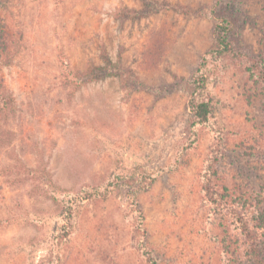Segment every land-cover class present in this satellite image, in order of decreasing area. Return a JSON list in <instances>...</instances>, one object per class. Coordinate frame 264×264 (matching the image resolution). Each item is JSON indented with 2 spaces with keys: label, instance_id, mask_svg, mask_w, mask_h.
I'll use <instances>...</instances> for the list:
<instances>
[{
  "label": "rangeland",
  "instance_id": "1",
  "mask_svg": "<svg viewBox=\"0 0 264 264\" xmlns=\"http://www.w3.org/2000/svg\"><path fill=\"white\" fill-rule=\"evenodd\" d=\"M263 69L264 0H0V264H255Z\"/></svg>",
  "mask_w": 264,
  "mask_h": 264
},
{
  "label": "trees",
  "instance_id": "2",
  "mask_svg": "<svg viewBox=\"0 0 264 264\" xmlns=\"http://www.w3.org/2000/svg\"><path fill=\"white\" fill-rule=\"evenodd\" d=\"M216 11V10H215ZM229 16H222L215 22L214 26V42L212 47L206 53V55L202 58V62L199 64V67L196 70L194 77L192 78L190 85V99L189 106L193 112V119L195 122L203 123L207 121L213 111V104L210 99L202 97V90H204L207 86V74L203 71V67L207 65L208 56L219 57L227 54L229 52H233V43H232V25L233 21H231ZM252 65H255L259 69V62L254 61ZM264 74V69L262 71ZM220 160V155L215 153L211 157V162L209 163L208 169L214 166V163ZM206 171V175H208L207 181L204 184V190L206 193V197L209 199H215V194L213 192L212 184H211V175L208 174L209 171ZM154 179V178H153ZM143 181H140L142 184ZM139 189H142V185H139ZM238 217L237 222L240 224L243 235L248 240V249L249 254L255 264H264V256L260 245L259 233L254 230V227L250 225V220L246 218L240 209L237 211ZM263 214V213H262ZM151 258L152 254L148 253ZM153 257V256H152Z\"/></svg>",
  "mask_w": 264,
  "mask_h": 264
}]
</instances>
